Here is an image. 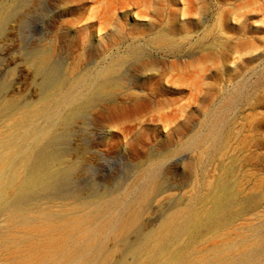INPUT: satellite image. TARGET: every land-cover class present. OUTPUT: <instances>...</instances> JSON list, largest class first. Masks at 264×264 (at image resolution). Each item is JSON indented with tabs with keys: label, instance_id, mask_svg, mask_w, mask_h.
Here are the masks:
<instances>
[{
	"label": "rangeland",
	"instance_id": "rangeland-1",
	"mask_svg": "<svg viewBox=\"0 0 264 264\" xmlns=\"http://www.w3.org/2000/svg\"><path fill=\"white\" fill-rule=\"evenodd\" d=\"M41 53L50 63L36 75ZM150 60L165 74L150 107L98 117L116 95L93 89L143 95L152 74H129ZM42 73L57 83L46 92ZM0 100L13 170L77 117L52 146L66 157L55 190L0 213V264H26L34 245L66 233L33 264H264V0H0Z\"/></svg>",
	"mask_w": 264,
	"mask_h": 264
},
{
	"label": "bare ground",
	"instance_id": "bare-ground-1",
	"mask_svg": "<svg viewBox=\"0 0 264 264\" xmlns=\"http://www.w3.org/2000/svg\"><path fill=\"white\" fill-rule=\"evenodd\" d=\"M153 23V22H151ZM148 24V23H147ZM150 24V23H149ZM152 25V24H151ZM154 26V25H153ZM155 27V26H154ZM151 29V28H150ZM155 29V28H154ZM149 30V29H148ZM204 31V29H203ZM164 33V32H163ZM170 33V32H169ZM159 35V34H158ZM166 36V35H165ZM159 37V36H158ZM163 38V37H162ZM164 39V38H163ZM163 39H160L161 41ZM95 40V39H94ZM167 40V39H166ZM111 41V40H109ZM35 53V52H34ZM36 54V53H35ZM28 55V54H27ZM26 55V56H27ZM50 63V56L48 53H41V54H37V56L32 60L31 63V68L34 70L35 74L38 75L39 71L43 70V68L46 65H49ZM155 63L153 61H149L140 64L138 67H136L135 69H132L131 74H129V76L133 75V73L135 72H139L140 70H143L144 72L149 71L152 76L151 77V81L148 82L147 84H144L142 87H140V93H143V95H140L139 93L136 92H127L126 94H124V97L126 98V101H129V103L127 104L126 101H123L121 99H119V95L118 92L122 89V86L120 85H116L113 83H108L105 85H97L94 89H93V93L94 94H102L104 93L107 89L110 90V92H114V94L116 95L114 102H110L112 104H107V103H103L101 104L98 108L99 111L98 112V117L99 116H103L106 114L111 116V117H116V116H121V117H126V116H130V115H136L140 112L145 111L146 109H148L151 105V101L152 98H155L156 96H158L159 91L158 88L159 86L162 84V82H164V75L163 73H160L158 70H156L155 67ZM129 72V73H130ZM137 74V73H136ZM139 74V73H138ZM141 74V72H140ZM146 75V74H144ZM148 75V74H147ZM42 78V82H41V87L40 90L41 91H45L48 88H51L52 86L55 87L56 81L54 78H51L50 76H47L46 74L44 75L42 73V75H40ZM63 77V76H62ZM134 77V76H133ZM149 77V78H150ZM60 78V77H59ZM148 78V77H147ZM127 79V78H126ZM158 80L155 83H152L153 80ZM62 81V80H61ZM95 82V81H94ZM122 84V83H121ZM212 86V85H211ZM210 86V87H211ZM134 91V90H133ZM162 93V92H161ZM199 94V92H198ZM160 95V94H159ZM195 96V95H193ZM75 97V94H74ZM159 97V96H158ZM170 99V98H169ZM112 100V99H110ZM1 101V100H0ZM4 101V102H3ZM2 106L3 108L1 109H9V107L13 106L12 103L10 101H6L3 100ZM176 103V102H175ZM172 100H168L165 103H162V105L160 104L157 108L160 110H164V109H170L172 107L173 104H175ZM154 104V103H153ZM155 105V104H154ZM154 107V106H153ZM96 109H93L92 111H94ZM10 112V111H9ZM8 112V113H9ZM7 113V112H6ZM11 113V112H10ZM4 113H2L0 115V121L4 118L3 115ZM3 115V118H2ZM14 115V114H13ZM13 115L8 116V121L11 120L13 118ZM176 116V114H174ZM169 116H171L169 114ZM7 119V118H5ZM77 117L74 114H69L67 117H62L61 118V125L64 127V130L62 133H53L51 134L48 143L51 146H39L37 149L28 152L29 155V159L24 162L19 170H13L11 169V162H10V157L8 153H4L0 151V213L2 212H12V211H16L19 206L21 204H23V202L27 201L29 198H31V196L33 194H44L47 189H51V190H55L56 185L58 183V168L56 167V162L57 160H64L66 161V157L64 156L65 153L63 155H61L60 153H58L59 151H54L52 150V146L53 145H60V143L62 141H64L66 139V137L68 136L72 125L74 124V121H76ZM114 119V118H113ZM168 119V118H167ZM171 119V117H170ZM4 120H2L0 123H2ZM33 121V120H32ZM7 122V120H6ZM188 122L189 119H186L184 121H182V123H180L175 129L172 130L171 132V137L169 140H171L172 138H177L179 135H183V131L187 128L188 126ZM24 126V124H23ZM31 126V125H30ZM33 126V125H32ZM18 130V129H16ZM25 130V129H24ZM21 131V129H20ZM42 131V130H41ZM16 132V131H15ZM23 132V131H22ZM20 133V132H19ZM42 134V132H41ZM14 136V134H12ZM49 135V133H48ZM38 136V135H37ZM36 136V139H37ZM39 137V136H38ZM24 137L22 136L23 139ZM34 139V138H32ZM5 140V139H4ZM19 140V138H18ZM35 140V139H34ZM189 140V139H188ZM6 141V140H5ZM14 141V140H13ZM12 141V142H13ZM16 141V139H15ZM14 141V142H15ZM137 141L141 142V138L137 139ZM34 142H37L36 140ZM187 144V143H186ZM194 145V144H193ZM5 147V146H4ZM194 147V146H193ZM221 147V146H220ZM2 148V147H1ZM26 149V147H25ZM24 149V151H22L23 153L26 151ZM2 150V149H1ZM22 152L20 153L22 155ZM20 156V155H19ZM21 157V156H20ZM222 157V156H221ZM67 164V163H66ZM232 164V163H231ZM58 165V164H57ZM62 165V164H61ZM69 166V165H67ZM226 168V167H225ZM226 171V170H225ZM230 172V171H229ZM23 173V174H22ZM225 174V173H224ZM231 174V173H230ZM228 175V174H227ZM234 175V174H233ZM224 177V176H223ZM230 177V176H229ZM249 177V176H248ZM227 178V177H226ZM70 181V179H69ZM63 182V181H62ZM222 182H224L222 180ZM233 182V181H232ZM236 181H234L235 183ZM221 183V182H220ZM222 184V183H221ZM251 185V184H250ZM226 186V184H225ZM64 187V186H63ZM218 187V186H217ZM222 188V187H221ZM224 188V187H223ZM227 188V187H226ZM214 189V188H213ZM162 191V190H161ZM216 190H213L212 192H214ZM219 191V190H218ZM221 191V189H220ZM219 191V192H220ZM225 191V188H224ZM211 192V191H210ZM156 192H154L155 194ZM233 193V192H232ZM165 194V191H164ZM213 195L215 194L216 196V192L212 193ZM219 194V193H218ZM224 194V193H222ZM229 194V192H228ZM169 195V194H168ZM207 195V194H206ZM93 197V196H92ZM156 197V196H155ZM222 197V196H220ZM97 198V195H96ZM91 199V198H90ZM212 200V199H210ZM215 200V199H214ZM216 201V200H215ZM214 201V202H215ZM223 201V199H222ZM213 202V203H214ZM220 202V201H219ZM229 202V201H228ZM214 206V205H212ZM211 206V207H212ZM228 206V205H227ZM173 207V206H172ZM225 209V208H224ZM228 209V208H227ZM225 211V210H224ZM11 214V213H9ZM192 218V217H191ZM163 221V220H162ZM190 221V218H189ZM187 222V221H186ZM191 222V221H190ZM161 224V223H160ZM190 224V223H189ZM22 226V225H21ZM192 228V226H190ZM160 228V226H159ZM215 228V227H214ZM189 229V228H188ZM176 230H178V228H176ZM191 230V229H190ZM217 230V229H216ZM215 230V231H216ZM45 230H38L37 233H42ZM29 232V231H28ZM21 233V232H20ZM27 233V232H26ZM154 233V234H152ZM159 233V229L153 230L150 233H138L137 234V241L134 243V245L129 244V248H128V253H132L135 256L139 251L142 250L143 248V244L145 240H148L150 238H154L156 235H158ZM164 233V232H163ZM175 233V232H173ZM214 233V232H213ZM70 233H66L64 235H61L60 237L62 239H54L51 240V238L49 240H47L45 242V246H42L41 248H38L37 245H34L31 249H29L26 252V257H24V261L26 262V264H33L34 262L31 260H34V256L36 255V257H39L40 259H42L45 256H53L58 250H60V246L63 244V242L65 241V239L70 236ZM177 235V233H175ZM181 234V233H180ZM178 236V235H177ZM184 236V235H183ZM157 237V236H156ZM158 238V237H157ZM173 238V237H172ZM177 238V237H176ZM198 239V238H197ZM210 239V238H209ZM70 240V239H69ZM179 240V239H178ZM80 241V240H79ZM151 242V241H150ZM180 242V241H179ZM126 244H128V242H125ZM141 243V244H139ZM147 243V241L145 242ZM43 244V243H42ZM125 245V244H124ZM126 246V245H125ZM128 246V245H127ZM152 245H150L151 247ZM190 246V245H188ZM10 247V246H9ZM149 247V246H148ZM22 248V247H21ZM76 248V247H75ZM79 248V247H78ZM124 248V247H123ZM126 248V247H125ZM147 248V247H146ZM175 248V247H174ZM12 249V248H11ZM77 249V248H76ZM67 250V249H66ZM127 250V248L125 249ZM149 250V248H148ZM164 250V249H162ZM115 251V249H114ZM162 252V251H161ZM167 252V251H166ZM151 253V252H150ZM168 253V252H167ZM112 254V253H111ZM145 254V253H144ZM156 255V254H155ZM178 255V254H177ZM19 256V255H18ZM58 256V255H57ZM107 256V255H105ZM138 256V255H137ZM144 256V255H143ZM142 256V257H143ZM146 256V255H145ZM59 257V256H58ZM167 257V256H166ZM176 257V256H175ZM213 257V256H212ZM218 257V256H217ZM54 258V257H53ZM163 258V257H162ZM174 258V257H173ZM153 259V258H152ZM164 259V258H163ZM162 259V260H163ZM172 259V258H171ZM177 259V257L175 258ZM173 260V259H172ZM68 261V260H67ZM139 261V260H138ZM137 261V263H138ZM142 261V260H141ZM152 261V260H151ZM169 262V261H168ZM150 263V261H149ZM170 263V262H169ZM10 264V263H9ZM119 264V263H118ZM134 264V263H133ZM176 264V263H175ZM178 264V263H177Z\"/></svg>",
	"mask_w": 264,
	"mask_h": 264
}]
</instances>
